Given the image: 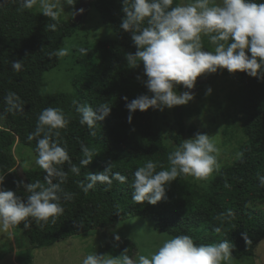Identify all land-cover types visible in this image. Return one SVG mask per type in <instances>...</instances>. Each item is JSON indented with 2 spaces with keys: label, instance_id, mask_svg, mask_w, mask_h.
Instances as JSON below:
<instances>
[{
  "label": "trees",
  "instance_id": "obj_1",
  "mask_svg": "<svg viewBox=\"0 0 264 264\" xmlns=\"http://www.w3.org/2000/svg\"><path fill=\"white\" fill-rule=\"evenodd\" d=\"M78 5L79 0L74 8ZM93 5L102 22L113 26L116 39L85 46L88 55L79 52L76 64L81 73L72 81V92L47 94L43 90L45 74L60 63V57L50 54L62 47L65 38L84 29L87 13L80 23L63 19L54 22L34 7H20L18 0H0V113H4L0 120V176L5 177L1 187L26 198L29 195L27 189L23 185L18 186L17 182L30 184L40 181L47 186L44 170L26 171L25 183L16 168L14 147L20 142L30 146L37 155L38 138L29 141L27 137L35 131L39 114L48 107L61 108L68 117L70 122L66 128L58 130V139L62 146H67L71 162L80 167V174L76 175L70 172L67 162L57 166L68 172L58 193L63 214L55 217V222L49 218L39 224L29 218L31 227L25 229L22 222L19 228L31 246L43 248L141 216L152 222L156 231L172 238L187 234L197 244L228 240L232 245L233 258L254 257L259 243L264 240V211H256L252 207L264 197V187L260 186L257 178V173L264 175V80L245 72H229L239 85L243 131L248 138L241 156L233 164L221 169L204 190L181 174L166 187L167 199L156 205L148 202L137 204L132 200L133 190L130 188L135 170L148 160L157 165L156 171L169 169L168 156L172 152L155 125L159 110H137L132 114L131 123L128 121L130 113L126 104L139 95L150 93L137 80V76L143 75V65L130 68L125 58L126 53H135L137 49L132 33L120 28L126 15L123 0H95L91 7ZM51 23H56L57 27L54 31H47L46 26ZM13 61H23L21 71L12 69ZM9 92L21 98L22 112H5L8 107L5 97ZM74 100L93 108L104 103L111 106V114L97 121L95 136L90 134L87 125L80 124ZM182 110L183 105L176 107L178 131L173 139L179 146L186 132ZM81 144L95 153L87 166L80 163L84 159ZM110 165L113 172L127 177L126 183L116 180L111 186L97 183L87 193L80 188L81 181L88 183L89 173L103 171ZM53 182L58 181L54 178ZM66 193L71 198H65ZM229 209L234 216L221 215ZM244 234L249 243L245 241ZM106 247L113 256L127 250L126 254L134 257L137 252L136 244L129 239L117 244L106 242ZM3 258L0 249V260ZM17 262L33 264L32 250L19 253Z\"/></svg>",
  "mask_w": 264,
  "mask_h": 264
},
{
  "label": "clouds",
  "instance_id": "obj_2",
  "mask_svg": "<svg viewBox=\"0 0 264 264\" xmlns=\"http://www.w3.org/2000/svg\"><path fill=\"white\" fill-rule=\"evenodd\" d=\"M20 7L32 9L39 6L40 12L56 22L64 12L65 5L74 6L77 0H18ZM81 12L83 9L80 10ZM126 14L120 28L132 33L136 46L135 53H126L130 68L143 65V75L137 76L147 88L149 94H142L126 104L129 110L128 121L137 110L147 111L187 105L195 99L191 91H177L178 85L194 89L197 79L206 73H216L227 69L230 73L245 72L251 77L264 80V0H123ZM75 11L72 12L74 16ZM56 23L46 26L54 31ZM208 37L213 51L203 47L202 38ZM82 55H88L84 47L77 49ZM69 48L62 47L50 55L65 57ZM250 53V55H249ZM13 70L19 72L23 61H13ZM146 77V79H144ZM212 89H207L211 94ZM127 101V97L124 98ZM8 106L5 112L23 111V102L14 92L5 97ZM76 112L80 114V124L87 125L90 134L95 136L97 121L111 114L107 103L93 108L88 104L73 101ZM4 113H0V119ZM63 109L48 107L38 116L36 129L27 137L36 139L37 153L35 163L45 173L47 186L40 181L23 185L29 195L21 197L11 189L0 187V231L5 233L23 222L24 228H30L29 218L39 224L49 218L62 215L64 208L59 203L61 184L67 179L68 172L57 167L67 162L70 172L80 174V167L71 162L67 146H62L59 129L69 124ZM53 137H56L54 139ZM84 159L81 165L87 166L93 160V149L81 144ZM219 148L208 134L197 133L194 138L185 139L177 150L170 153L169 169L156 171L157 165L148 160L133 173L130 188L132 200L137 204L148 202L156 205L167 199L166 187L177 179L178 175L192 176L197 180L207 179L218 171ZM54 178L58 182H53ZM260 186L264 187V175L257 173ZM5 177L0 176V185ZM88 183L81 181L80 188L87 193L97 183L111 186L113 180L126 183L127 177L112 171V165L103 171L89 173ZM65 198H71L65 194ZM227 217L234 216L229 209ZM220 231L219 228L216 229ZM117 241L119 235L115 236ZM247 243L250 241L244 234ZM232 245L228 240L212 244H197L190 235H178L165 240L157 251L150 256L127 255V250L119 255L91 253L81 264H222L229 258Z\"/></svg>",
  "mask_w": 264,
  "mask_h": 264
},
{
  "label": "rangeland",
  "instance_id": "obj_3",
  "mask_svg": "<svg viewBox=\"0 0 264 264\" xmlns=\"http://www.w3.org/2000/svg\"><path fill=\"white\" fill-rule=\"evenodd\" d=\"M64 8L59 19L74 21L72 15V12L75 11L74 6L65 5ZM34 9L41 13L38 5L34 6ZM84 24L83 30L63 40L62 47L69 48V55L60 58L59 65L45 74L43 87L45 93L72 92L74 89L72 81L81 73L80 67L76 64L79 56L77 49L105 40H114L117 37L113 26L102 22L95 5L87 12ZM202 43L206 50H214V45L210 43L208 37H203ZM209 87L212 89L210 95L207 94ZM194 89H196L193 92L195 99L187 105H183L182 110L186 126L184 140L194 138L197 133L208 134L220 150L217 157L220 164L218 171H214L207 179L203 180L188 176L193 184L204 190L221 169L233 164L241 156L248 138L243 131L239 85L227 69L203 74L197 79ZM177 91L183 92L188 89L183 85H178ZM176 107L159 110L155 120V125L164 136L165 144L171 152L179 147L173 139L178 131ZM1 128L2 122L0 121ZM14 155L17 160L16 168L25 183L26 171H43L35 163L37 155L30 146L17 142L14 147ZM252 207L256 211H264V197L255 202ZM116 235H119V241L115 239ZM170 238H172L170 235L156 231L149 220L136 216L106 228L70 237L50 247L37 248L30 245L26 234L19 226H16L7 233L0 231V249L4 255L0 264H19L17 262L18 254L27 249H31L34 254L33 264H81L83 258L88 254L95 252L111 254L106 247V242L117 244L125 239L136 244L135 256H150L165 240ZM222 264H264V240L259 243L254 257L236 259L230 255L227 260L222 261Z\"/></svg>",
  "mask_w": 264,
  "mask_h": 264
},
{
  "label": "water",
  "instance_id": "obj_4",
  "mask_svg": "<svg viewBox=\"0 0 264 264\" xmlns=\"http://www.w3.org/2000/svg\"><path fill=\"white\" fill-rule=\"evenodd\" d=\"M95 0H79V5L75 8V15H74V22L80 23L84 17V15L89 11L91 4ZM83 9L81 12L80 10ZM188 91H191L192 93L196 91V89H191Z\"/></svg>",
  "mask_w": 264,
  "mask_h": 264
}]
</instances>
